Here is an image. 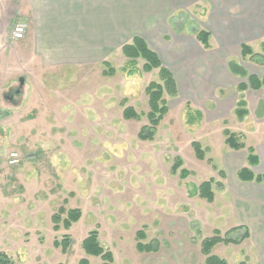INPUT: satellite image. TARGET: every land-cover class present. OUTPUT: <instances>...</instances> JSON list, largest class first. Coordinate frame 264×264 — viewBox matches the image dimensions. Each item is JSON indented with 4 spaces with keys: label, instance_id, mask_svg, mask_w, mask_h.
<instances>
[{
    "label": "rangeland",
    "instance_id": "rangeland-1",
    "mask_svg": "<svg viewBox=\"0 0 264 264\" xmlns=\"http://www.w3.org/2000/svg\"><path fill=\"white\" fill-rule=\"evenodd\" d=\"M23 1L0 0V253L11 264H78L81 258L101 264L82 249L83 239L96 231L112 264H203L205 237L218 231L239 239L244 229L233 228L245 225L247 238L218 243L211 253L228 264H264V221L254 220L264 217V183L236 175L249 167L248 146L264 152V90L237 91L246 79L230 73L227 62L259 77L264 65L241 58L239 42L230 43L222 59L211 49L215 38L209 37L208 48L197 40L216 0L129 1L130 17L140 19L129 36L142 35L180 83L176 96L164 94L168 111L149 140L138 132L148 122L145 87L157 80V70L142 71L141 59L129 64L118 43L107 57L114 68L109 77L101 63L68 68L35 59ZM222 1L229 31L238 35L230 20L245 15L264 26V0ZM21 18L26 34L12 40L11 28ZM263 40L250 42L254 52ZM241 95L247 114L238 117ZM125 106L139 118L125 119ZM224 130L245 147L229 148ZM193 142L203 150L202 159ZM177 159L181 164L174 168ZM253 170L264 172V163ZM209 179L212 201L196 193ZM61 207L81 214L68 228L59 222L55 229L52 216ZM138 230L156 251L136 249ZM65 237L70 244L62 251L54 242Z\"/></svg>",
    "mask_w": 264,
    "mask_h": 264
},
{
    "label": "crops",
    "instance_id": "crops-1",
    "mask_svg": "<svg viewBox=\"0 0 264 264\" xmlns=\"http://www.w3.org/2000/svg\"><path fill=\"white\" fill-rule=\"evenodd\" d=\"M129 1H23L27 6L26 11L30 18L28 38L32 41L34 58L45 61L49 66L68 68L79 66L86 61L98 64L105 60L108 61L107 57L113 52L115 43H118L121 48V45L129 42L133 36L139 35L133 34L129 36L131 35L130 30L137 23H140L139 16H136V18L130 17L128 13L130 10ZM187 1L189 2V0ZM186 4L189 5V3ZM212 6L207 17L206 29L210 33V42H212V38L217 40L216 43H212L211 49L218 57H223L222 59L228 58L227 56L230 53H227V49L230 43L231 46L236 42H239V45L246 43L252 49L250 42L258 38H264V26L259 25L256 16L254 18L248 15L241 16V19L237 20V22L231 19V24L234 23L231 26L238 25V28H240L237 35L234 28L229 31L227 16L222 11L223 1L216 0ZM141 22L144 23L142 19ZM132 23L136 24L133 25ZM235 23L237 24L235 25ZM122 36L129 37L126 41L119 42V38ZM139 36L144 38L142 35ZM160 59L162 61L161 57ZM224 61L227 62L226 60ZM165 66L168 67L167 65ZM168 68L175 77L179 92L180 83H178L174 71L170 67ZM248 73L258 76L256 73H250L249 71ZM257 156L259 158L258 164L249 166L253 172L255 167L264 163V152L258 149ZM254 220L264 221V217H257Z\"/></svg>",
    "mask_w": 264,
    "mask_h": 264
},
{
    "label": "trees",
    "instance_id": "trees-1",
    "mask_svg": "<svg viewBox=\"0 0 264 264\" xmlns=\"http://www.w3.org/2000/svg\"><path fill=\"white\" fill-rule=\"evenodd\" d=\"M209 35L210 33L201 29L196 32L197 40L203 45L204 48L209 47ZM120 51L122 55L128 59L129 64H135L137 59H141L143 64L141 66V70L144 72H150L153 70H157V80H152L145 87V94L148 97V111L146 113L147 124L141 126L138 137L142 140H149L153 137L156 127L162 120L163 116L168 111L167 100L164 98V94L174 97L178 94L177 83L173 73L170 71L168 67L163 65L159 55L155 50H153L148 43L139 35H135L131 38V40L127 43L121 45ZM240 55L241 58H246L251 60L253 63L258 65H264V40L261 42V51L254 52L251 47L242 43L240 45ZM109 61H102V75L109 77L114 74V68L109 64ZM227 67L230 72L234 75H237L241 78L246 79L242 81L237 86V91L243 92L246 89L264 90V76L259 77L254 74H249L246 68L235 61L227 62ZM246 101L241 95V97L236 102L235 113L238 117H243L246 115ZM123 117L126 119L139 118V114L134 110L131 106H125L122 111ZM225 134V143L226 145L234 150H239L245 147L243 142L238 140L237 135L230 132L229 130H224ZM193 146L195 149V153L198 158H203V150L200 148L198 142H193ZM247 155L246 161L249 166H255L259 162V158L255 153V150L252 146H248L246 148ZM181 164V161L177 159L174 168H177ZM183 175L186 174L185 170H181ZM220 174L223 176L224 171H220ZM237 177L241 181H254L256 183H264V172L262 173H254L249 167L243 166L237 171ZM212 179L203 181L196 188V193L205 198L208 201H212L213 192L211 189ZM66 213L65 217L61 218V213ZM80 210L77 208L68 209L65 211L62 207L59 208L58 214H54L52 216V221L54 222V228H58V223L62 222L63 225L68 228L71 223L77 221L80 217ZM244 229V234L239 239H231L226 236H221L218 231H214L212 236L205 237L201 241V253L205 256V260L203 264H228L225 259L218 257L211 253L212 248L218 243H239L249 236V229L245 225H239L234 227L233 229ZM145 238V233L142 230H138L136 232V249L140 252H153L157 250V246L154 245V241L144 242L142 241ZM56 246H61L62 251H65L69 244L70 240L68 237L61 239V241L54 242ZM82 249L86 253V255L99 256L102 259L101 264H112V254L110 251L105 250L97 240L96 231H91L82 241ZM0 264H11L9 262L7 256L3 253H0ZM61 264V263H58ZM78 264H89L86 258H81L78 261ZM238 264H246L244 261H240Z\"/></svg>",
    "mask_w": 264,
    "mask_h": 264
},
{
    "label": "built area",
    "instance_id": "built-area-1",
    "mask_svg": "<svg viewBox=\"0 0 264 264\" xmlns=\"http://www.w3.org/2000/svg\"><path fill=\"white\" fill-rule=\"evenodd\" d=\"M27 31V21L23 18L17 20L10 31V38L12 40H20L22 39Z\"/></svg>",
    "mask_w": 264,
    "mask_h": 264
},
{
    "label": "water",
    "instance_id": "water-1",
    "mask_svg": "<svg viewBox=\"0 0 264 264\" xmlns=\"http://www.w3.org/2000/svg\"><path fill=\"white\" fill-rule=\"evenodd\" d=\"M21 81V80H20Z\"/></svg>",
    "mask_w": 264,
    "mask_h": 264
}]
</instances>
